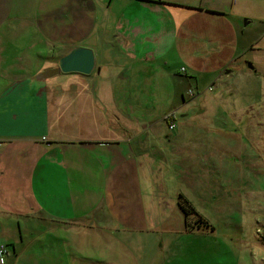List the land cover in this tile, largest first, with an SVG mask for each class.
Returning a JSON list of instances; mask_svg holds the SVG:
<instances>
[{
    "label": "crops",
    "instance_id": "crops-1",
    "mask_svg": "<svg viewBox=\"0 0 264 264\" xmlns=\"http://www.w3.org/2000/svg\"><path fill=\"white\" fill-rule=\"evenodd\" d=\"M232 1L239 0H0V213L44 222L45 236L66 235L53 238L60 246L46 241L60 254L29 259L32 243L21 233V250L14 244L7 264H150L128 257L165 230L176 197L186 196L183 186L168 195L166 172L181 177L178 164L197 159V150L201 168L213 158L226 166L229 146L215 148L204 130L188 129L168 137L166 149L149 147L154 123L146 114L181 95L195 99L181 92L183 75L198 82L233 73L246 29ZM76 46L94 50L91 74L38 77ZM74 111L78 128L70 134L62 126ZM153 136L161 138L158 130ZM42 170L61 179L58 205L38 195Z\"/></svg>",
    "mask_w": 264,
    "mask_h": 264
},
{
    "label": "rangeland",
    "instance_id": "rangeland-1",
    "mask_svg": "<svg viewBox=\"0 0 264 264\" xmlns=\"http://www.w3.org/2000/svg\"><path fill=\"white\" fill-rule=\"evenodd\" d=\"M232 5L234 15H237L234 19L246 29L241 33L243 51H238L233 73L204 76L198 82L183 75L180 90L186 99H195L185 103L181 95L178 103L153 105L146 114L154 123L146 131L149 147L166 149L170 146L168 137L172 138L179 130L188 129L197 135L204 130L206 139H211L215 148L221 144L223 149L226 144L229 146V159L227 163L223 162L226 166L221 167L213 158L211 163L201 168L198 153L201 151L197 150V159L186 158L178 164L183 174L181 177L177 178L174 172L173 178V174L166 172L168 182L163 183L170 197L183 186L187 197L184 193L179 194L177 201L180 195L189 199L199 215L215 229L212 231L211 228L196 226V215L187 217L177 206L173 212L175 217L170 219V223H165V230L155 232L152 239L144 243L141 254L128 257L132 263L151 260L150 264H264V0H239L237 4L232 1ZM171 66L179 69L181 64L175 61ZM183 113L187 116H182ZM73 114L66 120L67 127L62 126L70 134H76L78 128L76 112ZM134 121L140 127L146 124L143 119ZM172 122L174 128H170ZM155 130H158L161 138L153 136ZM194 138L203 139L196 135ZM166 163L171 165V157ZM166 163L161 165L162 168ZM189 165L191 168L188 172L182 169ZM39 172L36 176L38 195L42 193L41 198L48 204L55 201V205H58L61 179L54 173L46 175L44 170L39 179ZM47 193L52 195L46 196ZM176 216L179 220L173 225ZM187 221L192 229L187 227ZM29 225H32V231L28 230L31 228ZM41 225L46 226L36 218L2 214L1 211L0 242L11 247L15 244L21 250L19 242L22 233L25 245L28 241L32 243L25 258L42 259L51 253L60 254V251H47L46 241L59 236L65 238L66 235L59 230L53 232L52 236H45L43 229L38 231ZM168 229L175 232L166 231ZM106 236L102 235V242L107 241ZM53 240L56 242L54 246L61 245L60 239ZM160 243L163 244L162 248ZM152 245H157V248L153 249ZM89 250L85 248L86 253ZM10 253L6 264L8 260H15L12 250Z\"/></svg>",
    "mask_w": 264,
    "mask_h": 264
},
{
    "label": "water",
    "instance_id": "water-1",
    "mask_svg": "<svg viewBox=\"0 0 264 264\" xmlns=\"http://www.w3.org/2000/svg\"><path fill=\"white\" fill-rule=\"evenodd\" d=\"M95 66L96 57L94 50L89 47L76 46L68 54L60 58L58 67L47 68L38 77L49 78L60 73L89 75L94 71ZM250 68L254 69L252 65H250Z\"/></svg>",
    "mask_w": 264,
    "mask_h": 264
},
{
    "label": "trees",
    "instance_id": "trees-1",
    "mask_svg": "<svg viewBox=\"0 0 264 264\" xmlns=\"http://www.w3.org/2000/svg\"><path fill=\"white\" fill-rule=\"evenodd\" d=\"M178 205L187 217H189L192 214L196 215L197 220H198V222H197L198 225H196V226H203L206 228H211V230L214 231L215 228L212 227L210 225V223L205 218H203L202 216L199 215L196 208L192 204H190V201L186 197H184L183 195H180V200L178 202ZM187 227L192 229L191 225L189 224L188 221H187ZM190 229H189V231H192Z\"/></svg>",
    "mask_w": 264,
    "mask_h": 264
},
{
    "label": "built area",
    "instance_id": "built-area-1",
    "mask_svg": "<svg viewBox=\"0 0 264 264\" xmlns=\"http://www.w3.org/2000/svg\"><path fill=\"white\" fill-rule=\"evenodd\" d=\"M186 68H182V71H185ZM168 119L171 118V116H167ZM170 128H174V122L171 123ZM11 246L9 244L0 242V264H6V259L10 254Z\"/></svg>",
    "mask_w": 264,
    "mask_h": 264
}]
</instances>
